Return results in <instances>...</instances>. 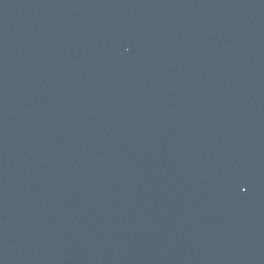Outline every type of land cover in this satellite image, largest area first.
Instances as JSON below:
<instances>
[{
    "label": "water",
    "instance_id": "95a60500",
    "mask_svg": "<svg viewBox=\"0 0 264 264\" xmlns=\"http://www.w3.org/2000/svg\"><path fill=\"white\" fill-rule=\"evenodd\" d=\"M264 0H0V264H181Z\"/></svg>",
    "mask_w": 264,
    "mask_h": 264
}]
</instances>
